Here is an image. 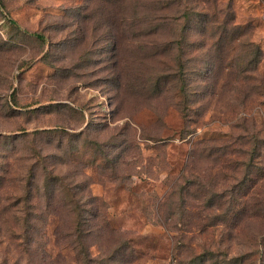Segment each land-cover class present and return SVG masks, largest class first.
<instances>
[{"label":"rangeland","instance_id":"374dc122","mask_svg":"<svg viewBox=\"0 0 264 264\" xmlns=\"http://www.w3.org/2000/svg\"><path fill=\"white\" fill-rule=\"evenodd\" d=\"M0 264H264V0H0Z\"/></svg>","mask_w":264,"mask_h":264},{"label":"trees","instance_id":"16d2710c","mask_svg":"<svg viewBox=\"0 0 264 264\" xmlns=\"http://www.w3.org/2000/svg\"><path fill=\"white\" fill-rule=\"evenodd\" d=\"M89 234H90V231H89ZM87 258L89 259V256H87ZM89 262H90V259H89Z\"/></svg>","mask_w":264,"mask_h":264}]
</instances>
